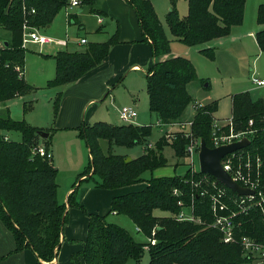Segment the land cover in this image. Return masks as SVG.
Returning a JSON list of instances; mask_svg holds the SVG:
<instances>
[{"label": "trees", "instance_id": "trees-1", "mask_svg": "<svg viewBox=\"0 0 264 264\" xmlns=\"http://www.w3.org/2000/svg\"><path fill=\"white\" fill-rule=\"evenodd\" d=\"M95 0H80V4L93 6ZM69 0H0V28L8 31L9 39L1 42L0 48V103L35 91L23 75L19 77L15 65L23 68L25 49L21 48L23 13L22 6L34 8L28 17L29 24L44 28L50 24L57 12ZM135 10L141 41L151 48L153 63L146 73V91L149 110L156 114L158 124L181 122V116L192 101L187 83L195 79L193 64L181 56L170 54V40L159 21L150 0H127ZM188 13L179 16L170 8L166 20L174 38L188 46L199 45L229 35L233 25L243 21L245 0H187ZM96 15H106L91 7ZM75 19V14L68 15ZM75 21V20H74ZM257 22L264 25V3L257 9ZM259 49L264 52V28L255 33ZM5 42L7 44H5ZM118 29L105 41L86 42L78 50L61 49L52 56L55 60L54 77L46 87L56 88L73 83L85 73L97 67L108 55L112 46L118 44ZM201 52L213 57L211 47ZM8 63V66H5ZM60 93L54 100V115L60 104ZM25 103L23 107H25ZM30 103V102H29ZM231 119L233 129H253L251 143L246 150L252 153L264 151V101L254 99L250 92H239L231 96ZM218 108L216 100L195 108L190 126L198 139H204L212 147L211 129L215 120L213 114ZM252 120V124L249 121ZM79 136L86 141L89 163L78 174L77 179L94 180L100 188L114 189L135 184L142 180V174L166 165L164 146H172L174 155H183L186 141L180 135L173 142L160 138L154 149L147 148L135 158L104 151L101 140L112 145L132 147L141 144L152 133L150 125L111 124L96 121L77 127ZM38 128L23 120L10 117L9 108L0 113V219L12 233L15 250L30 247L45 261H51L57 254L63 225L66 221V204L57 199V168L50 159L33 152L38 141L48 149L51 134L42 138ZM46 132L50 130L42 129ZM4 131H18L20 141L4 139ZM170 143V144H169ZM91 173V174H90ZM90 174V175H89ZM203 173L190 169L184 176H152L146 185L112 197L110 212L127 216L147 238L155 243L136 241L128 231L115 223L108 222L105 215H88L86 238L82 249L70 257L74 264H125L133 259L139 264L144 248L148 249V264H250L251 257L242 253L239 243H223L219 232L203 223L178 220L176 216L183 206L193 207L196 218L209 220V196L201 195L203 185L199 176ZM96 177V179H95ZM212 179V176H208ZM264 184V175L262 176ZM207 188V187H204ZM176 189L178 194H173ZM209 189V188H208ZM75 190L69 194L68 206L84 208L75 199ZM229 194L234 193L226 189ZM182 202V206L178 202ZM231 209L237 206L230 200ZM159 208L171 212L170 216H156L153 210ZM263 207H251L237 215L238 235H247L258 241L263 240ZM42 264V263H40ZM264 264V261H263Z\"/></svg>", "mask_w": 264, "mask_h": 264}, {"label": "rangeland", "instance_id": "rangeland-1", "mask_svg": "<svg viewBox=\"0 0 264 264\" xmlns=\"http://www.w3.org/2000/svg\"><path fill=\"white\" fill-rule=\"evenodd\" d=\"M104 2L105 0H99L98 4H104ZM150 2L159 21L164 27L167 38L170 40V55L181 56L188 59L195 68L196 77L187 83L186 86L188 93L192 97V101L181 116L180 120L184 122L178 121L169 124H158L156 114L149 110V100L146 91V72L150 64L148 65L147 63V65L144 64V66H140L142 70L137 72L130 70L128 63L123 67L122 62H125V56H128V51L127 53L124 52L125 49H122L120 57L118 60L114 61L112 67L103 70L98 79L92 81V85L83 86L79 89V91L86 92L90 96L86 101V106H83L84 108L81 110V122L84 120L86 114V120L90 119V123L102 121L111 124H123L119 118V109L123 106H135L134 108L137 110L138 115L132 122H129V124L150 125L152 127L151 135L141 144H136L132 147L114 144L111 148H108L107 142L101 140L104 151L110 150L113 154L124 155L127 158H134L147 148L154 149L156 142L161 137L164 138V142H173L175 137L180 135L183 139L185 138V147L191 142L194 148L197 147L195 140L199 139L191 132L190 124L188 125L185 123V121L192 122L195 112V103L198 104L196 106H199V104L204 105L210 101L216 100L218 102V108L213 116L217 121H226L231 118V96L245 91L250 93L257 92L258 88L252 84V78L254 76L260 78L264 77V52L257 46L255 37L247 33L254 30L256 32L264 28L260 27L257 22L258 5L264 3L263 0H245L243 21L239 25H233L229 35L213 39L210 43L206 42L193 46H188L177 41L171 33L166 20L167 13L173 6L179 16H186L188 13L187 0H150ZM91 7V5L81 3L80 9L83 11L79 14L78 18L82 23H84V19L89 20L90 23L95 22V19L92 18L94 14L90 10ZM76 11V7L70 8L68 5L63 6L55 15L54 24L56 26L54 27V25H52L50 29L45 28L38 31L41 34H51V36L53 35L55 37L66 35L67 38L72 41L69 47L70 50L80 48V46L74 42L80 36H87L90 42L97 40L94 39V37L97 36L93 34L88 35L84 33L85 30L79 31L76 25H69L66 23L67 14L75 13ZM105 22L109 24L106 27L103 25ZM103 24L101 30L103 33L109 35L108 37H104L106 39H102L104 41L110 38L117 29L119 31V27L116 28L117 24L112 31L115 23L110 19L104 20ZM66 25L69 26H67V29ZM103 33H101V35ZM105 34L102 35V38ZM208 47L212 48L213 57H209L201 52V49ZM45 51L46 50H38L37 47H33L31 51H25L24 78L26 81L31 79L37 82L33 85L27 81L36 89L29 95L7 101L5 105L9 108L11 118L23 120L32 126L41 128V130H50L53 162L55 166L60 169L58 175L64 178V176L67 177L69 172L78 175L83 171L85 166L89 163L88 148L86 146V141L79 136L76 128L60 127L63 121L70 122L67 121L66 118H57L61 108V100L64 99V103L68 97L66 96L70 91L68 88L60 91L59 109L57 115H54L53 104L58 93H53V88L46 87V83L50 79H44L45 81H43V78H47L45 76H47L48 68L45 67L42 74H37L40 60H38L36 55ZM120 67L123 69H120ZM100 79H103L104 82L109 79L112 83H108V89H106L101 96L95 97L100 87ZM261 92L264 98V90H261ZM24 102H26L25 107H23ZM73 102V100H68L67 105H70L71 109L75 110L76 107L72 104ZM3 105V103H0V113L5 107ZM85 124H89V122H85ZM185 132L189 136H185ZM4 134L8 137V140H21V134L18 131H4ZM38 144L46 148L41 138ZM148 144H151V146H148ZM47 150L51 151L50 147ZM163 154L167 160L166 165L152 171L144 172L142 174V180L135 184L145 183L146 180L152 176L177 175L181 177L190 169L187 163L189 158L186 155L185 149L183 155L178 157L174 155L173 147L166 145L164 146ZM195 168H199L198 157L195 159ZM93 183L94 180L88 179L81 182V186H79L81 189ZM95 188L105 189L96 185ZM88 196L91 198V202H96L99 198L95 192L94 196H92L91 192ZM189 210L188 207L185 209V212H189ZM111 213L112 212L107 209L102 215H105L108 222L115 223L128 231L136 241L141 243L148 242V238L141 231L137 230L131 219L122 214L113 215ZM153 214L156 216H170L171 212L156 208L153 210ZM148 261V249L144 248L139 264H148ZM255 261H257V258L251 259L250 263L254 262V264H257L258 262ZM125 264H136V262L130 259Z\"/></svg>", "mask_w": 264, "mask_h": 264}, {"label": "crops", "instance_id": "crops-1", "mask_svg": "<svg viewBox=\"0 0 264 264\" xmlns=\"http://www.w3.org/2000/svg\"><path fill=\"white\" fill-rule=\"evenodd\" d=\"M70 1L71 0H69V2ZM69 2L67 5H69ZM98 3H99V0H95V3L93 4L92 7L103 11L106 15H103V14L96 15L93 13L94 16L92 18L95 19L94 23H90V21L87 19H84V23L80 21L78 16L83 11L82 9H80L81 4H79L78 6H74L77 8V11L75 13L67 14L66 23H68L69 25H76L79 31L85 30L84 33H87L88 35L93 34L94 36H97V37H94V39H97L94 41H98V40L104 41L102 39H106L104 37H108L109 35L103 33V31L101 30V26L104 20L110 19L113 23H115L112 31L115 29L116 24H117L116 28L119 27L120 42L111 47L108 55L103 59V61L97 67L85 73L77 81L53 88V91H52L53 93H58L67 88L68 90H70L66 94V96L68 97L66 98L65 102L63 103L64 99L61 100V105H60L61 108L59 110V115L57 117L58 119L66 118V120L70 122L63 121L60 127H73L74 128L81 124H85V122L86 123L89 122V124H91L90 119L86 120V114H85L84 120L81 122V119H80L81 110H83L82 108L86 106V103H87L86 101L87 99L90 98V96L86 92L79 91V89L83 86L92 85V81L97 80L99 75L103 72V70H105L106 68L112 67L114 61L118 60V58L120 57L122 49L123 50L125 49L124 50L125 53H127L128 51V56H125V62H122L123 67H125L126 63H128L129 69L137 72L139 70H142L140 66L142 65L144 66V64L147 65V63L148 65L150 64L148 67V70H149L153 63L151 48L147 42L141 41V31L139 28L135 10L127 2V0H105L104 4L103 3L98 4ZM74 7H70V8H74ZM69 14L70 15L75 14V19H70L68 16ZM55 17L53 18L50 24H48L44 28H39V29L37 28V30L40 31L41 29H45V28L50 29L52 25H54L55 27L56 26L54 24ZM99 19H101V21H99ZM103 25L106 27L109 24L108 22H105ZM259 25L260 27H264V25H261V24ZM67 26L68 25H66V29H67ZM256 32L254 30V31L247 32V33L255 37ZM101 33H103L102 35L105 34L103 38H102ZM42 35L51 37L54 40H60V39L66 40L67 42L65 46H61L56 43L43 45V46H40L36 43H29L27 45L25 51L26 50L31 51L33 47H37L38 50H46L45 52H41L36 55L38 60H40L38 64L37 74H42L45 70V67L48 68L47 76H45L47 78H43V81H45V80H48L54 77L55 60L52 58V56H44V54L52 55L61 49L70 50L69 47L71 46L72 41L69 40V38H67L66 35L58 36V37H55L53 35L51 36V34L50 35L42 34ZM81 38H85L86 42H90L87 36L78 37L74 42H76V44L80 46V48L83 45L79 43V40ZM7 39H9L8 31L0 28V42L6 41ZM211 41H209V43ZM80 48H74V49L78 50ZM169 56H172V55L170 54L163 55L161 59H165ZM120 69H123V68L120 67ZM24 71H25V60H24V65H23V78H24ZM254 77H257V76H254ZM257 78H260V77H257ZM27 81L29 83H32L33 85L37 83L31 79H28ZM110 82L111 80L109 79L106 82H104L103 79H100V87L95 97L101 96L102 93L106 91V89H108V86H109L108 83ZM255 87L258 88V90L257 92L255 91V93H250L251 96L254 99L262 98L264 101V98L261 92V90L262 91L264 90V86L255 85ZM19 97H24V96H17L15 98H19ZM68 100L74 101L72 104L76 107L75 110L71 109L70 105L69 106L67 105ZM5 104L3 106L8 107ZM123 124H126V123L123 122ZM48 135H50V132H48ZM51 145H50V150L52 153L51 162H52V165L57 168V176H56V182L58 185L57 186V199L59 200L60 203L66 204V214H67L66 221L62 228V233L60 236L57 254L51 261H45V260H42L41 258H38L36 253L30 247H25L22 250H18V251L15 250L14 237L0 219V264H40V263L42 264H73L70 261L71 260L70 257L73 253L79 252L82 249V243L86 238L87 225H88L87 213L102 215L103 212L106 211L107 209H109L110 211V201L112 197L116 195H120V194H125L131 191H137V189L140 190L146 185V182L145 183L142 182L139 184H131L128 186H123V187L114 188V189H96L95 184L93 183L92 185L89 184L88 187H83L80 189V186H81L80 183L86 181V179H84L85 176L77 179L78 175L69 172L68 174L66 173L67 177L65 176L64 178L60 177V175H58V173L60 172L59 171L60 169L57 166H55L53 162V151H52ZM141 154H138V156ZM88 157H89V154H88ZM75 186H76L75 199L80 205H82L84 210H82L80 207L68 206L67 204L68 196L74 190ZM137 187H140V188H137ZM90 192L92 196H94V192L95 194L99 196L96 202H91V198L89 197L90 195L88 196ZM111 214L117 215V213L115 212H112Z\"/></svg>", "mask_w": 264, "mask_h": 264}, {"label": "built area", "instance_id": "built-area-1", "mask_svg": "<svg viewBox=\"0 0 264 264\" xmlns=\"http://www.w3.org/2000/svg\"><path fill=\"white\" fill-rule=\"evenodd\" d=\"M80 0H71L69 2V7L78 6ZM35 12L34 8L27 9L25 5L22 6L23 13V24H22V39L21 48L26 49L29 43H36L40 46L48 44H58L65 46L67 44L66 40H54L51 37L42 35L38 32L37 28L29 24L28 17ZM101 21V19H99ZM79 43H86L85 38H81ZM2 44L0 42V48ZM8 66V63H5ZM14 70L18 73L19 77L23 75V68L20 65H15ZM252 83L256 86H264V77L252 78ZM195 103V108L202 106ZM119 118L124 123L132 122L137 116V111L133 106H123L118 111ZM184 122V121H181ZM188 125L192 122L185 121ZM252 124V120L249 121ZM173 125V124H171ZM254 132L253 129H247L242 131H235L233 129L232 119H227L226 121L214 120L211 129V141L213 146L217 147L220 145H225L232 143L234 141L241 140L246 137L249 139L248 147L251 143V138L249 137ZM185 136L187 133H184ZM192 136V134L190 133ZM5 140L8 137L4 136ZM197 147L194 148L193 143L187 144L185 147V152L189 161H187L190 166L191 173L199 171V168H195V159L198 157V151L200 146V139L195 140ZM151 146V144H148ZM246 147L232 151L221 158L222 168L232 177L242 187L253 190V193L247 195H237L235 192L229 194L225 185L218 182L214 177L210 179L209 174L203 173L199 176V185H203L200 194H208L209 196V220L198 219L193 215L192 205L189 207V212H185L187 209L185 206L181 208L176 216L178 220L193 221L205 224L207 227L216 229L221 237L223 243H239L242 248V253L245 256L251 257V259H256L257 264H263L264 261V233L263 240L258 241L253 237L247 235H238V225L240 222L237 220V215L241 212H247L251 207L264 205V184H262V176L264 175V151L252 153V151L246 150ZM34 153L39 156L46 157L48 159L52 158L51 151L47 150L43 146L37 145L33 149ZM211 176V175H210ZM207 187V188H204ZM209 188V189H208ZM230 190V189H229ZM173 194H178L176 189L173 190ZM237 206V209H231L228 205L229 201ZM179 205H183L181 201L178 202ZM264 219V212H263ZM154 230L152 231V237L148 238L150 244L155 243V238L153 237ZM254 264V262L250 263Z\"/></svg>", "mask_w": 264, "mask_h": 264}, {"label": "water", "instance_id": "water-1", "mask_svg": "<svg viewBox=\"0 0 264 264\" xmlns=\"http://www.w3.org/2000/svg\"><path fill=\"white\" fill-rule=\"evenodd\" d=\"M5 44H7L5 42ZM38 134L42 138L48 137V132L38 130ZM249 144V139L246 137L241 140L234 141L229 144L220 145L217 147L207 146L204 139H200V146L198 151V164L201 173L209 174L218 182L225 185L237 195H247L253 193V190L242 187L222 168L221 158L226 154L241 149Z\"/></svg>", "mask_w": 264, "mask_h": 264}]
</instances>
